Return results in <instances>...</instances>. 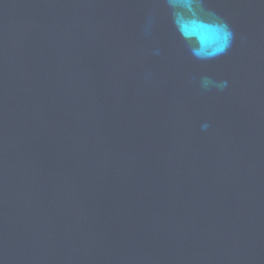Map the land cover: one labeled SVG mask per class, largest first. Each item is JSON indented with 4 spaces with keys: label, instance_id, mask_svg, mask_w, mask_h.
I'll return each instance as SVG.
<instances>
[{
    "label": "water",
    "instance_id": "1",
    "mask_svg": "<svg viewBox=\"0 0 264 264\" xmlns=\"http://www.w3.org/2000/svg\"><path fill=\"white\" fill-rule=\"evenodd\" d=\"M206 7L201 62L163 0H0V264H264V4Z\"/></svg>",
    "mask_w": 264,
    "mask_h": 264
},
{
    "label": "clouds",
    "instance_id": "2",
    "mask_svg": "<svg viewBox=\"0 0 264 264\" xmlns=\"http://www.w3.org/2000/svg\"><path fill=\"white\" fill-rule=\"evenodd\" d=\"M172 29L180 38L185 50L197 61L206 62L227 54L235 40L231 25L217 12L206 7V0H163ZM264 4V0H259ZM154 19L149 17L144 26V34L150 35ZM153 55H160V49H153ZM150 73L147 74L150 77ZM203 91L212 88L223 91L228 81L217 82L209 76L199 78ZM208 123L201 129L206 131Z\"/></svg>",
    "mask_w": 264,
    "mask_h": 264
}]
</instances>
